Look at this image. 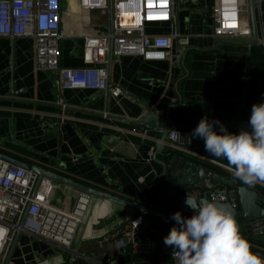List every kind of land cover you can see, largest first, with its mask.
<instances>
[{"label":"crops","instance_id":"obj_1","mask_svg":"<svg viewBox=\"0 0 264 264\" xmlns=\"http://www.w3.org/2000/svg\"><path fill=\"white\" fill-rule=\"evenodd\" d=\"M246 1L242 21L251 35L215 36L210 13L215 0H171V20L148 23L146 32H177L188 37V46L177 52L174 42L171 60L149 61L138 54L113 58L107 66L109 82L123 92L116 98L91 88L60 90L57 71L36 68L31 39L0 37V154L166 217L91 196L68 249L20 234L10 264L39 257L52 264H171L170 246L163 239L175 224L168 219L178 210L170 208L157 183L160 161L170 149L164 142L158 152L161 133L137 122L147 113L163 115L170 108L173 129L179 132L177 152L207 169H220L227 182L235 177L225 158L207 153L204 141L191 139L190 133L205 116L220 120L229 132L248 130L252 105L264 100V78L248 73L252 49L260 46L264 52V0H253L259 44L251 47L254 24ZM62 14L67 37L61 42L60 66L98 65L85 61L82 35L105 33L106 12L83 10L77 0H69ZM78 192L54 183L48 197L69 208ZM137 216L142 217L143 235L156 239L160 252L159 247L151 254L117 248L113 231ZM252 237L250 243L264 245L260 236Z\"/></svg>","mask_w":264,"mask_h":264},{"label":"built area","instance_id":"obj_2","mask_svg":"<svg viewBox=\"0 0 264 264\" xmlns=\"http://www.w3.org/2000/svg\"><path fill=\"white\" fill-rule=\"evenodd\" d=\"M69 0H0V37L29 38L34 45L35 65L41 70L58 73V88H91L104 91L109 98L123 94L122 89L109 82L108 64L122 55L138 54L145 60H171L174 42L181 48L189 40L177 32L149 34L148 23L169 22L172 18L171 0H77L83 10H104L107 30L82 35L85 61L98 65L61 67V42L67 37L61 24L63 4ZM259 2V0H256ZM246 0H215L210 9L215 36H249L243 25L242 13ZM260 45L264 47V38ZM61 108H65L61 106ZM167 145L180 148L179 132L168 133ZM31 170L15 166L0 158V264L6 257L16 235L39 237L68 249L76 230L89 210L91 196L79 191L72 205L63 208L48 197L54 182ZM264 187V183H257ZM237 186L234 178L228 184L215 186L209 180L201 182V189L211 201L230 202L236 206ZM252 187L251 185H249ZM258 192V191H257ZM264 201V194L258 192ZM142 217L137 216L118 225L112 233L119 250L130 246L134 252L151 254L158 245L152 237H145L141 229ZM251 236L264 238V220L247 224ZM255 251L264 254V245L251 243ZM167 254L171 264H177L173 249ZM28 264H52L44 258H35Z\"/></svg>","mask_w":264,"mask_h":264},{"label":"clouds","instance_id":"obj_3","mask_svg":"<svg viewBox=\"0 0 264 264\" xmlns=\"http://www.w3.org/2000/svg\"><path fill=\"white\" fill-rule=\"evenodd\" d=\"M247 125L248 130L233 133L220 120L205 116L190 137L203 140L207 153L225 158L243 184L255 185L264 183V100L252 105ZM185 205L193 215L172 214L175 224L163 239L173 249L177 264H264V257L253 251L231 211L189 196Z\"/></svg>","mask_w":264,"mask_h":264},{"label":"water","instance_id":"obj_4","mask_svg":"<svg viewBox=\"0 0 264 264\" xmlns=\"http://www.w3.org/2000/svg\"><path fill=\"white\" fill-rule=\"evenodd\" d=\"M254 5V1L250 0V7L254 24V41L248 47L259 44L255 28ZM169 110L170 108L167 109L163 115H159L157 113H147L144 117H142V119L137 122L139 125L149 130H154L161 133V143L157 145L158 152L164 148V142H168V133L174 128V123L169 118ZM169 149L170 150L166 152L164 159L160 161L162 169L158 175L157 183L167 195V199L170 203V208L176 209L181 213L192 216L193 211L185 205V199L187 196L192 197L196 201L203 200L214 202L218 206L225 208L226 210H229L233 213L242 235H251L250 229H248L247 224L254 220H264V201L260 198L257 190L246 184L237 186L238 203L236 206H233L230 202L211 201L207 197V195L203 193L201 189V182L203 180H209L215 186L228 184L222 174L211 169H207L206 167L199 165L197 162L181 156L177 152L179 149H181V146L180 148L169 147ZM0 158L15 166H19L36 173L38 175L37 183H39L42 178H48L56 183H60L77 189L78 191L87 193L92 197L103 198L122 205L137 207L144 211H150L156 215L161 216L163 219H166L165 215L159 211H155L141 205H132L122 199L84 186L57 173L24 164L3 154H0ZM168 220L173 221L171 219ZM18 236L19 235H16L13 240V243L6 257L5 264H10V259L14 247L17 243ZM253 251H255L254 248ZM259 254L264 257V254Z\"/></svg>","mask_w":264,"mask_h":264},{"label":"trees","instance_id":"obj_5","mask_svg":"<svg viewBox=\"0 0 264 264\" xmlns=\"http://www.w3.org/2000/svg\"><path fill=\"white\" fill-rule=\"evenodd\" d=\"M249 75L250 76H253V77H260V78H264V52H263V49L260 47V46H255L253 49H252V53H251V66L249 67ZM210 169H213L221 174H224L226 175L223 171H221L220 169H214V168H211ZM236 183L238 185H243V183L236 177H234ZM254 189H256L258 192H263L264 194V189L262 187H259L258 185H251ZM185 215L186 217H191L190 215L188 214H183ZM246 239L250 240V241H253V237L251 235H243ZM156 240V239H155ZM157 241V240H156ZM157 245H158V252H160V245L157 241ZM170 263H171V259H170Z\"/></svg>","mask_w":264,"mask_h":264},{"label":"rangeland","instance_id":"obj_6","mask_svg":"<svg viewBox=\"0 0 264 264\" xmlns=\"http://www.w3.org/2000/svg\"><path fill=\"white\" fill-rule=\"evenodd\" d=\"M261 240H262V242L264 243V238H263V237H261Z\"/></svg>","mask_w":264,"mask_h":264}]
</instances>
